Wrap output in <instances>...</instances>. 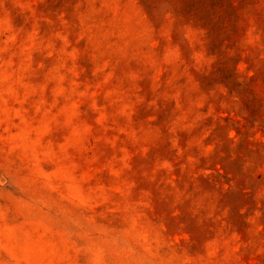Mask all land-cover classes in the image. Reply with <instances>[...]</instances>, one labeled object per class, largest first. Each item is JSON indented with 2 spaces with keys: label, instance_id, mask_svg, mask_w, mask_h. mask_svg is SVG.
<instances>
[{
  "label": "rangeland",
  "instance_id": "1",
  "mask_svg": "<svg viewBox=\"0 0 264 264\" xmlns=\"http://www.w3.org/2000/svg\"><path fill=\"white\" fill-rule=\"evenodd\" d=\"M0 264H264V0H0Z\"/></svg>",
  "mask_w": 264,
  "mask_h": 264
}]
</instances>
